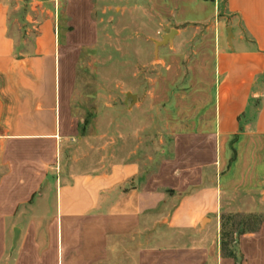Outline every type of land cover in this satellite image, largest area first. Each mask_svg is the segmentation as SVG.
Instances as JSON below:
<instances>
[{
  "label": "crops",
  "instance_id": "crops-1",
  "mask_svg": "<svg viewBox=\"0 0 264 264\" xmlns=\"http://www.w3.org/2000/svg\"><path fill=\"white\" fill-rule=\"evenodd\" d=\"M60 1L33 0L38 32L17 40L0 0V264H264V0H225L214 123L158 156L132 118L106 144L73 132L81 1L64 0L61 42ZM223 216L251 220L233 256Z\"/></svg>",
  "mask_w": 264,
  "mask_h": 264
},
{
  "label": "rangeland",
  "instance_id": "rangeland-1",
  "mask_svg": "<svg viewBox=\"0 0 264 264\" xmlns=\"http://www.w3.org/2000/svg\"><path fill=\"white\" fill-rule=\"evenodd\" d=\"M8 1L12 3L11 34L17 40L35 36V24L27 21L33 0ZM39 1L49 6L46 10L53 8L51 0ZM80 1L74 8L73 23L74 45L78 51L85 47L72 100L77 136L94 145L96 136L103 135L104 144L110 143L117 120L132 118L139 134L137 142L158 156L177 133L213 125L215 25L223 16L225 0ZM63 7L61 0L60 42L65 27ZM92 8L97 42L87 47L96 40ZM37 14L36 18L44 16ZM166 28L179 32L171 44L156 50L155 41L162 40ZM128 92L137 94L136 102L129 98L126 103Z\"/></svg>",
  "mask_w": 264,
  "mask_h": 264
},
{
  "label": "trees",
  "instance_id": "trees-1",
  "mask_svg": "<svg viewBox=\"0 0 264 264\" xmlns=\"http://www.w3.org/2000/svg\"><path fill=\"white\" fill-rule=\"evenodd\" d=\"M251 220L240 219L233 221L231 216H223L222 218V249L228 256L234 255V243L240 234H243L247 230L251 229ZM260 223V220H259ZM231 224V225H230ZM231 227H230V226ZM234 227H237L234 229Z\"/></svg>",
  "mask_w": 264,
  "mask_h": 264
},
{
  "label": "water",
  "instance_id": "water-1",
  "mask_svg": "<svg viewBox=\"0 0 264 264\" xmlns=\"http://www.w3.org/2000/svg\"><path fill=\"white\" fill-rule=\"evenodd\" d=\"M178 29H174V28H166V32L162 37V40H156V50L159 49V45L160 46H164L167 44H171L176 36V34L178 33ZM231 33V30H230ZM129 98H131L133 100V102L137 101V94H133L131 92H128L126 95V103L129 101ZM19 238V229L15 230V237H14V245L17 244Z\"/></svg>",
  "mask_w": 264,
  "mask_h": 264
}]
</instances>
